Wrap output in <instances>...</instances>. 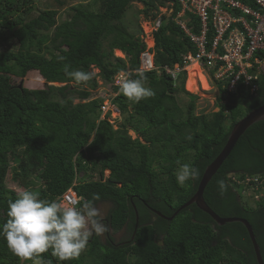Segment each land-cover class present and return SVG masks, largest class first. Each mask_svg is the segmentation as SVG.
Returning <instances> with one entry per match:
<instances>
[{"label":"trees","instance_id":"trees-1","mask_svg":"<svg viewBox=\"0 0 264 264\" xmlns=\"http://www.w3.org/2000/svg\"><path fill=\"white\" fill-rule=\"evenodd\" d=\"M156 1L102 0L97 11L71 8V18L58 24L59 11L69 6L67 0H0V264H21L9 251L2 231L8 201L17 198L7 185L10 158L19 162L13 179L23 189L49 201L70 189L83 200L99 194L94 204L96 208L110 204L106 218L110 230L125 229L129 238L134 236L125 243L102 241L93 234L88 250L78 259L59 261L49 250L41 257L44 264H258L243 224L218 226L196 205L172 221L156 211L172 217L194 195L233 126L264 105V72L256 82V95L242 84L236 94H229L224 83H217L219 110L200 115L195 113L198 96L185 91L190 103L181 108L177 101L181 87H174L171 76L144 72L145 87L155 95L132 103L119 93L114 102L123 121L116 130L101 119V101L92 99L98 78L117 92L113 76L140 67L145 44L124 24L132 3H143L146 17L150 8L158 10L168 3L173 4V16L181 10L178 0ZM184 19L198 33V19L190 14ZM50 31L52 36L44 34ZM212 36L210 32L208 39ZM154 41L157 66H173L182 54L195 52L173 17H162ZM116 50L126 59L116 57ZM255 56L264 59V52ZM64 64L71 65L70 70L99 72L87 85H77L63 72ZM34 81L40 86L32 89ZM130 131L138 137L133 139ZM155 163H161L158 172ZM184 164L198 169L199 177L181 187L176 171ZM258 176L264 180V121L240 138L208 184L204 199L219 216L243 218L251 224L264 261V197L252 206L251 197L244 195L250 186L243 184L246 178ZM221 179L227 186L223 194L217 184Z\"/></svg>","mask_w":264,"mask_h":264},{"label":"built area","instance_id":"built-area-1","mask_svg":"<svg viewBox=\"0 0 264 264\" xmlns=\"http://www.w3.org/2000/svg\"><path fill=\"white\" fill-rule=\"evenodd\" d=\"M178 3L181 10L175 16L172 4L170 10L166 11L169 12L168 15L160 13L155 18H148L150 30L145 31L140 37L145 49L139 57V68H143L144 72H156L159 75L165 73L171 76L174 87H178L180 76L185 75L186 81L190 68L196 65L208 86L213 85L212 89L215 91L218 90L216 84L222 82L223 88L229 94H236L242 84L251 95H256L258 92L256 82L259 75L264 72V59L255 56L257 52H264V0H178ZM187 14L198 19L200 28L198 33L187 25L184 19ZM163 16L173 17L176 25L180 26L195 47V52L182 54L181 61L173 66H157L155 62L154 34L160 29ZM210 32L213 36L208 39ZM150 40L153 45H150ZM253 69L256 70L253 72ZM122 71L135 72L129 68ZM115 75L112 85L118 88L117 92L110 91L108 85L102 84L98 79L99 86L94 94L96 96L92 99L101 101V119L108 121L116 130L123 117L119 106L114 102L120 93L115 83ZM201 85V82L197 83L198 89ZM106 88L108 89L105 90ZM233 180L238 181L236 178ZM263 181L260 176L246 178L243 184L249 185L250 188L244 192L245 197L247 192L251 191L250 197L253 201L262 198ZM60 198L67 201L81 200L73 189L68 190ZM78 205L79 203L77 207Z\"/></svg>","mask_w":264,"mask_h":264},{"label":"clouds","instance_id":"clouds-1","mask_svg":"<svg viewBox=\"0 0 264 264\" xmlns=\"http://www.w3.org/2000/svg\"><path fill=\"white\" fill-rule=\"evenodd\" d=\"M70 68L71 65L64 64L63 72L77 85H87L96 74L95 71ZM133 75L137 78L133 79ZM114 79L120 93L129 102L139 103L155 95L150 88L145 87L147 78L143 68L136 69L134 73L119 71ZM188 79L189 77L184 83L185 90ZM179 87L180 82L176 88ZM186 139L191 141L192 136L188 135ZM176 177L178 184L185 187L187 181L199 177V170L184 164L177 171ZM217 184L223 194L227 188L225 181L221 179ZM81 199L82 206L77 207L80 203L78 201H67L63 198L49 201L41 199L38 192L18 190L17 198L8 201V219L2 230L9 251L21 264L24 261L44 264L41 257L49 250L59 261L78 259L93 234L101 236L108 231L100 219L99 209L94 204V201L100 199L99 194L94 193L91 200Z\"/></svg>","mask_w":264,"mask_h":264},{"label":"rangeland","instance_id":"rangeland-1","mask_svg":"<svg viewBox=\"0 0 264 264\" xmlns=\"http://www.w3.org/2000/svg\"><path fill=\"white\" fill-rule=\"evenodd\" d=\"M67 1L69 3V6L66 7L64 10L59 11V15L57 18L58 24H61L62 22L69 20L71 18V14H72L71 8L74 7V8H79V9H83V10L97 11V9L100 7L102 0H67ZM158 3H159V0L156 1V4H158ZM171 7H172V4H169V3L163 7H159L158 10L156 9V7H152L148 11V13H149L148 16H150V17H146V15L143 13L144 10L146 9L145 5L143 3H140V2H134V3H132V5L129 7V9L126 12V16L124 18V24L129 28V31L131 33L141 37V35L145 31L148 32L150 30L148 18H151V17L153 18L154 16H158L160 13L163 15H168L169 12H166V11L167 10L169 11ZM44 34H47L48 36H52L53 32L50 31V32H47ZM147 40H149V38ZM150 45H153L152 41H151ZM106 46L107 45L105 43V48H106ZM116 54H118V56L121 57V54L119 52H117ZM98 72H99V70L95 69V73H98ZM197 74H198V72H192V74H189L190 76H189V80L187 81V84H186V90L184 89L185 75L182 74L180 76L179 81H180L181 88H179L177 90V101H178L180 107L186 108L187 105L190 103V99H189L190 96L185 93V91H188L189 94L198 96V99L196 100V110H195V113L197 115L211 114L213 112H217L218 106L216 103L217 102L216 98H217L218 91H215L214 89H212L214 87L213 85L208 86V84H207V87L205 88L203 86L202 81L199 79V76H197ZM190 81L192 82L191 85L188 84ZM101 82H102V84L104 83V85H107L102 79H101ZM198 82H201V84H202L201 85L202 87L200 86L199 89L197 86ZM187 85L189 86L188 87L189 89L187 88ZM39 86H40V84L37 81H34V83L30 84V87L32 89L38 88ZM105 87H107V86H105ZM107 89L108 88H106L105 90H107ZM94 96H96V95H94ZM55 99L56 100L60 99V96L57 95L55 97ZM75 102L78 103L77 100ZM226 125L229 126L230 122H226ZM129 135L133 139H136L138 137V135L132 131L129 132ZM9 161H10V168H9L8 176H7V185L10 189L15 190L17 192L18 190L23 189L13 179L14 169L19 166V162L13 158L12 159L10 158ZM27 164H29V163H27ZM159 164H161V163H155V165H154L155 170L157 172L160 170ZM31 168H34V167H31ZM178 170H179V168L177 169V171ZM177 171H176V173H177ZM108 173L109 172L105 173V177L109 176ZM87 174L89 175L90 172H87ZM81 176H85V175L83 174ZM99 178L100 177H99L97 171H95V179H99ZM34 180L38 181V179H36V178H34ZM251 195H252L251 191L247 192L246 198H250ZM262 195L264 197V191L262 192ZM249 203L255 207L256 203L253 201V199H250ZM97 208L99 209L100 214H101L100 219H104L109 212L110 204L109 203H103V204H100ZM113 234H115L114 238L116 241L120 242L121 239H125V237H123L124 232H118V233H113ZM100 239L102 241H105V239H106L105 233L100 236ZM87 250H88V247H86V249L84 251H87Z\"/></svg>","mask_w":264,"mask_h":264},{"label":"water","instance_id":"water-1","mask_svg":"<svg viewBox=\"0 0 264 264\" xmlns=\"http://www.w3.org/2000/svg\"><path fill=\"white\" fill-rule=\"evenodd\" d=\"M20 88H22V84L20 85ZM261 121H264V105H261L260 107L247 113L233 126L227 137V141L225 143L224 148L219 153V155L212 161V163L206 167L194 195L184 205H182L170 218H167L161 213L157 212L159 216L172 221L173 218L182 210L188 208L191 205H196L201 211L208 214L218 226H225L228 223L243 224L249 234L258 264H264V261L261 255L260 246L257 243L256 236L251 224L243 218L219 216L206 203L204 199V193L208 184L211 182L212 178L221 168L223 163L228 159L240 138L247 132L250 127Z\"/></svg>","mask_w":264,"mask_h":264},{"label":"flooded vegetation","instance_id":"flooded-vegetation-1","mask_svg":"<svg viewBox=\"0 0 264 264\" xmlns=\"http://www.w3.org/2000/svg\"><path fill=\"white\" fill-rule=\"evenodd\" d=\"M154 211H156V210H154ZM157 212H158V211H156V214H157ZM107 215H108V214H107ZM106 218H107V216H106L104 219H101V220H102V223H103L104 225H106V227H107V229H108V231L105 232L106 239H110V238L115 239V238H114V235H115V234H113V232L110 230ZM120 232H124L123 237H125V239H121L120 242L129 243V242H131V241L133 240V237L129 238V236L126 234L125 229H123V230L120 231ZM117 242H119V241H117Z\"/></svg>","mask_w":264,"mask_h":264},{"label":"bare ground","instance_id":"bare-ground-1","mask_svg":"<svg viewBox=\"0 0 264 264\" xmlns=\"http://www.w3.org/2000/svg\"><path fill=\"white\" fill-rule=\"evenodd\" d=\"M192 72H198L197 76H199V79L202 81L203 86L206 88L207 87V81H206L205 77L203 76V74L201 73L200 69L198 67H192L190 69V74H192ZM188 84L191 85L192 82L190 81ZM188 87L189 86L187 85V88Z\"/></svg>","mask_w":264,"mask_h":264},{"label":"crops","instance_id":"crops-1","mask_svg":"<svg viewBox=\"0 0 264 264\" xmlns=\"http://www.w3.org/2000/svg\"><path fill=\"white\" fill-rule=\"evenodd\" d=\"M149 43H151V40H150ZM117 52H119V53L121 54V57L118 56V54H116ZM115 56H116V57L123 58V59L126 58V57H125V54H124L122 51H120V50H116V51H115ZM192 67H198V66L194 65V66H192ZM192 67H191V68H192ZM191 68H190V69H191ZM94 71H95V70H94ZM96 74H97V73H96ZM189 76H190V75H189ZM98 79H99V78H98ZM99 80L101 81V79H99ZM188 80H189V79H188Z\"/></svg>","mask_w":264,"mask_h":264}]
</instances>
